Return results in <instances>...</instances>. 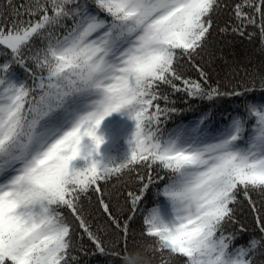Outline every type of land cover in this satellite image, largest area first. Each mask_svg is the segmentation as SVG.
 <instances>
[{
	"label": "snow or ice",
	"instance_id": "6c2138e0",
	"mask_svg": "<svg viewBox=\"0 0 264 264\" xmlns=\"http://www.w3.org/2000/svg\"><path fill=\"white\" fill-rule=\"evenodd\" d=\"M214 31L264 52V0H0V264H144L137 219L160 264H264V71L210 83ZM174 93L212 108L169 128Z\"/></svg>",
	"mask_w": 264,
	"mask_h": 264
},
{
	"label": "trees",
	"instance_id": "16d2710c",
	"mask_svg": "<svg viewBox=\"0 0 264 264\" xmlns=\"http://www.w3.org/2000/svg\"><path fill=\"white\" fill-rule=\"evenodd\" d=\"M227 17H225L226 19ZM221 26H223V20H221ZM209 54L203 56V60L198 61L204 66L205 70L209 72L211 76L210 83L215 84L218 80L221 82H227L229 80H236L245 78V73L249 75L253 73H258L264 71V52L261 51V46L258 40L249 41L247 38H242L238 35H228L225 36L218 31L213 32L211 39V44L209 47ZM6 58L0 53V62L4 61ZM15 76L20 80L29 79V74L25 72L20 67H13ZM186 77L198 80L199 76L194 70H188L186 72ZM179 84V82H177ZM171 99L174 100L175 106L180 109H186L188 104H191L193 111H185L182 115L174 116L173 120L168 123L167 127L171 128L174 123L187 122L193 119L200 110H207L212 108V104L207 101H192L189 100L184 93H174L171 95ZM188 100V103H185ZM163 103V102H161ZM232 105V101L229 98H222L216 102L214 111H218L221 108H227ZM112 193V198L110 204H116V193L120 189H113L109 186L107 189ZM108 199V197H105ZM155 199L154 194H149L148 203L151 206L152 201ZM256 200V206L260 210L261 214H264V202H261L259 197H254ZM119 203H123V198L120 199ZM88 207L89 205H85ZM92 210L97 213V220L92 221L93 226L97 223H103L107 218L98 212L99 206L96 204V197H92ZM114 215H119L117 209L113 208ZM254 213L251 211L250 207L245 204L238 212L237 218L238 223L236 225L239 228L243 225L247 229V233L236 243H243L248 236L254 233L256 229V224L254 220ZM141 227V222L137 219L132 225L131 229L135 233L129 236V243L127 245L128 252H139L143 256L144 264H160V256L158 253H153L149 248H147L149 238L139 235V230ZM231 230V229H230ZM114 239H116L114 237ZM83 244L85 247L84 253H78L80 264H111L112 260H116V264H123L122 259H117L115 257L105 256L98 253L95 247L90 241L85 237L83 239ZM107 247V246H106ZM109 252L121 253V256L126 254L122 246V242L116 247H108Z\"/></svg>",
	"mask_w": 264,
	"mask_h": 264
}]
</instances>
